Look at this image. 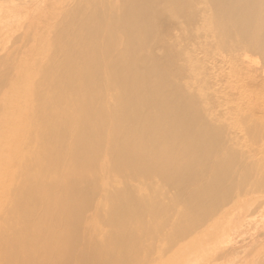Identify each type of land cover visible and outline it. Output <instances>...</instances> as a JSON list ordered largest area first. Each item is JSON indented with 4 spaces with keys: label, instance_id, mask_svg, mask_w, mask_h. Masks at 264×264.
Returning <instances> with one entry per match:
<instances>
[{
    "label": "bare ground",
    "instance_id": "1",
    "mask_svg": "<svg viewBox=\"0 0 264 264\" xmlns=\"http://www.w3.org/2000/svg\"><path fill=\"white\" fill-rule=\"evenodd\" d=\"M116 3L114 12L104 6L93 15L80 9L86 4L76 7L67 20L49 26L54 36L45 49L33 48L37 63L24 62L31 71L19 69L16 81L0 79V264H131L138 255L150 264L144 255L150 248L168 251L153 260L163 264L176 247L197 250L182 258L196 264L213 243L222 253L242 250L224 246L218 232L200 235L227 206L213 201L239 189H264V171L243 160L244 146L235 147L264 129V106L252 112L249 103L234 99L243 84L264 88V0ZM213 34L222 44L236 42L211 62L231 67L236 89L213 85L208 71L199 87L180 82L191 74L196 79L193 71L211 60ZM2 50L11 55L17 49ZM240 120L243 126L232 129L229 121ZM54 139L62 142L42 141ZM102 156L97 167L95 157ZM131 156L137 164L122 169ZM251 175L255 181L247 188ZM74 184L86 186L74 191ZM252 200L264 208L263 196ZM197 212L203 219L190 232ZM156 222L161 231H151L159 235L174 228L168 245L142 237Z\"/></svg>",
    "mask_w": 264,
    "mask_h": 264
},
{
    "label": "rangeland",
    "instance_id": "2",
    "mask_svg": "<svg viewBox=\"0 0 264 264\" xmlns=\"http://www.w3.org/2000/svg\"><path fill=\"white\" fill-rule=\"evenodd\" d=\"M75 1L76 0H72V1L71 0H0V9H1L0 10V79H8V80L16 81L18 78L17 76L19 75V71L21 69L22 70L24 69L23 71H31V68L33 66L28 68L27 67L28 63H30L31 65L34 64L35 66V63H37V60L39 59L37 58V55L35 54L36 51L32 53L33 48L34 50H38V48L40 47L42 48L45 47L44 45L48 43L47 40L51 39L50 37L52 36V35L50 36L48 34L49 32H47L50 29L49 26L51 24L52 25L55 24L56 22L58 23V21L60 20L62 21V18L67 20L68 18L67 15L73 12V9L77 10L76 9L77 4H78L77 2L80 0L76 1L77 4L75 3ZM96 1L98 5H96ZM110 1L112 0H109V1L106 0L104 3V1L102 2L100 0H89L87 4V1L85 0L86 2L85 8H82V7L80 8L79 6H82V4L83 6L85 5L83 0H81L80 2H82V4L78 5L77 8L85 9V11L87 12H92L91 13L92 15L99 8H100L99 10L103 9L104 6L106 8L113 6L111 10L113 11L114 10L113 8L117 10V3H116L117 0H113L112 3ZM109 2L110 4L108 6ZM73 3H75L76 6ZM63 12H66V13H63ZM213 37H214V40L211 41V47L213 48V51L209 54V57H211V60L209 62L204 61L201 65L202 69L193 71V73H195L197 77L196 79H194L191 74L189 75V78L186 79V81L184 78H181L180 82L184 84H186L187 82L189 84H194L196 87H199L200 86L199 80L202 77L203 71H208L209 75L207 76V79L213 85L215 83H222V84L225 83L231 89H233L234 87L236 89V86L238 84L232 83L231 76L234 74V72L231 69V67H229L228 65H222L216 68V67H213L211 64L213 59L216 61L222 60L223 56H226V54L233 47L236 46V42L234 40H230L226 44H222L220 38L218 39L214 34H213ZM32 41L35 42L36 46L34 45V42ZM57 41L58 39H56L57 47H61L62 44H57ZM27 43L29 44V46L26 45ZM30 43L32 44L31 46H30ZM200 43H201V39H200ZM215 43L218 46H216ZM20 44H22V46ZM24 44L26 47H28L27 49H24L25 48L23 46ZM1 46L3 47V49H4V46L5 48L8 47L9 49H11V51L12 49L15 50L16 48L17 52L15 51L11 55H8L6 54V51L2 50ZM18 46L19 47L21 46L20 48L22 50ZM63 46L64 47L62 49L69 47L65 45ZM39 50H40L39 52L43 51V49H39ZM31 53L34 54L35 56H33ZM28 57H34V58H30V60L26 61ZM253 59L257 60L259 59V57H253ZM21 61H22V63H20L21 66H19L18 62H21ZM259 61H261V59H259ZM24 62H26L27 65H25ZM16 63H17L16 66H19V67H17V69L14 68L15 71H13L12 65L15 66L14 64ZM34 69H36V67ZM34 69L32 70L34 71ZM14 72L16 74V78L14 76ZM5 86L9 87V84ZM234 94H235L234 99L239 98L240 100L239 99L237 100L243 104L246 103L248 105L249 103L247 108L251 110L252 112L264 106V88L262 87H257V86L253 87L252 85H249V84H243L238 88V90L234 91ZM3 95H4V91H0V107H1ZM243 110L248 111L246 109V105H243ZM257 115L258 117H262V114H257ZM229 124L231 128L234 130H238L243 126V123L241 120L240 122H237V123H235L234 121H229ZM259 124L261 127L264 128V118L259 121ZM259 133H260V136H258ZM259 133L257 135H254V134L252 135V133L251 135L246 134L245 138L241 140V143H239L240 142L239 141L238 146L235 145V147L237 149H240L244 146L242 150H245L248 152L245 154L246 155L245 157L243 156V160H245L246 162L249 160L248 164L252 163L253 169L258 168V170L262 169V171H264V129H260ZM261 135H263L262 138H261ZM42 141H46V142L61 141L62 142V140L60 139L42 140ZM133 148H135L134 145H131L129 147L130 150H132ZM249 154L251 156H247ZM105 157L106 156L95 157V159L98 160L97 167H99L104 162ZM81 159L86 161L92 158L89 156H84V157H81ZM254 161L258 162L257 166L255 165L256 162ZM137 162H138L137 157L135 156L128 157L122 169L125 167L131 168L135 166ZM253 162H254V165H253ZM113 174L114 173H111L110 175H108V177L112 176ZM119 174L120 172H117V177L120 176ZM250 179L252 181L244 182L247 188H249L251 186L250 184H252V182L254 183L255 181L252 175ZM85 186L86 185L81 186L80 184H74L72 186V190L78 191L82 188H85ZM153 191L154 190H152L151 192ZM257 196L264 197V189L260 193H258L257 191L245 193L244 189H239V190L234 191L233 194L229 198L223 199L221 201H213L211 203L213 205L223 204L227 206L223 208L224 212L222 215L219 216V214L217 213L215 216H213L212 221L207 226V228L209 226L210 227L208 229L206 228L203 229L204 232L200 235V237L204 238V237H209L211 235L214 237L215 233L218 232L216 239L225 240L227 244H224V246H234L233 247L234 249L241 248L242 250H238L236 252L226 251L222 253L220 252L221 251L220 249L216 250L215 247L218 245L213 243L209 247H204L201 253L204 257L203 259H200L196 264H255V263L260 264L264 262V208L257 209L256 205H253L254 202L252 199H254ZM234 205L236 206V208ZM175 206H176L175 204H171L172 209H171V212L168 213V217L169 215L173 214L175 210ZM241 207L246 208L245 215L242 218H240L239 216L240 211L243 210V208ZM180 208L183 209L184 205H180ZM202 219H203V213L201 212L191 214L189 222H188L189 231L196 232L195 224L200 222ZM158 222L148 224L147 227L150 232L146 234H142V237L145 239L150 238L152 242H155V240L157 239L158 240L165 239L164 244L168 245L170 243L169 237L174 228L169 226L168 228L162 230L163 233L159 235L158 232L154 233L151 231L153 227L156 228L157 231H161V226L159 225ZM88 223H91V220L88 221ZM5 228L7 227L5 226ZM214 229L216 231H213ZM233 229L236 231L234 232ZM86 232L88 235L86 239L93 237L94 235L93 230H91L92 234H90L91 233L90 231L89 232L86 231ZM86 232L84 236L86 235ZM6 248H9V246L5 247V250ZM145 248L146 247L144 246V249ZM181 251L182 250L178 251L177 247L174 248L173 251H170V254L168 255V257L164 259L163 264H186L187 261L182 258L184 257L192 258L193 256H197V253H198L197 250H194L191 253H187V252L181 253ZM164 253L165 251L155 253V250L153 248H150L147 253H144V255L146 256L147 261L151 260L150 264H161L159 263L160 260H156V261H153V260L159 256H162ZM167 253L168 251L165 254ZM175 253H179V254L175 255L176 257L174 259H171V257ZM114 261L115 260H113V262ZM113 262H111V264H114ZM131 264H147V262L145 260H142L141 255H138L135 257V260L131 262Z\"/></svg>",
    "mask_w": 264,
    "mask_h": 264
}]
</instances>
